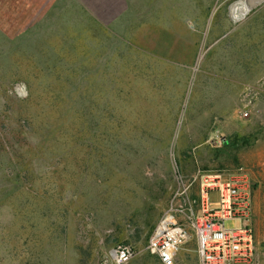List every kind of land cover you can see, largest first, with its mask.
<instances>
[{
	"label": "rangeland",
	"instance_id": "1",
	"mask_svg": "<svg viewBox=\"0 0 264 264\" xmlns=\"http://www.w3.org/2000/svg\"><path fill=\"white\" fill-rule=\"evenodd\" d=\"M142 7L143 27L128 37L155 51L142 71L133 52L91 56L85 31L78 46L32 58L0 41V139L13 156L0 158V176L27 167L38 192L0 206V264H113L116 246L132 250L124 264H161L148 237L198 170L246 174L255 264H264V0ZM54 97L74 111L65 153L44 135ZM191 215L184 206L173 218L187 225ZM189 233L173 264H200Z\"/></svg>",
	"mask_w": 264,
	"mask_h": 264
},
{
	"label": "built area",
	"instance_id": "2",
	"mask_svg": "<svg viewBox=\"0 0 264 264\" xmlns=\"http://www.w3.org/2000/svg\"><path fill=\"white\" fill-rule=\"evenodd\" d=\"M194 183L197 190L192 196ZM171 203V213L156 224L146 244L147 251L161 264H173L177 250L189 238L190 228L197 240L200 264H255L252 191L245 173L198 170L178 187ZM184 206L192 212L187 225L173 218ZM193 206L197 207L195 212ZM226 220L237 224L226 228ZM110 255L113 264H124L131 258L132 250L116 246Z\"/></svg>",
	"mask_w": 264,
	"mask_h": 264
},
{
	"label": "crops",
	"instance_id": "3",
	"mask_svg": "<svg viewBox=\"0 0 264 264\" xmlns=\"http://www.w3.org/2000/svg\"><path fill=\"white\" fill-rule=\"evenodd\" d=\"M143 12L142 0H0V41L32 58L45 48L78 46L79 32L85 31L91 56L105 61L118 56L116 49L123 56L133 52L134 71H142L137 63L155 51L128 37L143 27Z\"/></svg>",
	"mask_w": 264,
	"mask_h": 264
},
{
	"label": "trees",
	"instance_id": "4",
	"mask_svg": "<svg viewBox=\"0 0 264 264\" xmlns=\"http://www.w3.org/2000/svg\"><path fill=\"white\" fill-rule=\"evenodd\" d=\"M60 98H56L54 97V101L59 100ZM58 105L60 107H58L59 109L53 110V114H47L46 115V121L43 124V127L45 128V134L47 135L46 142L50 143L52 141H55L54 143H57L56 148H63L59 151V153H65L66 151H68L69 149V140L66 139H62L63 137H60L61 135H66L70 132V130L75 128L74 124H69L67 123L71 117V120H73L74 117V111H70L69 108H64L61 104ZM51 111H48V113ZM38 113V112H37ZM42 114V112H41ZM35 116V114H34ZM28 117V116H27ZM30 118V130L34 131L35 130V126L32 125V119H33V115L28 117ZM73 122V121H71ZM4 144L5 142L2 140V137L0 139V158L5 157V158H10L13 157L10 155V157H8L6 151L4 150ZM67 144V146H66ZM10 162L8 161V164ZM13 166H15L13 164ZM27 168V167H25ZM18 169V170H13V172H11V176L10 178L4 179L3 180V176H0V206L1 205H5L6 203H8V200L10 199L11 196H13V194H18L19 196H23V198H25L27 201L28 197L31 198H35L38 195V192H36V188L33 186H36V184H33L32 182H30V180L28 181V177H27V171L26 169ZM13 185V187H12ZM11 186V187H10ZM25 195V196H24ZM19 228L23 229V225L20 226ZM34 235V234H32ZM29 238H25L24 242L22 245L26 244L25 240H28Z\"/></svg>",
	"mask_w": 264,
	"mask_h": 264
},
{
	"label": "bare ground",
	"instance_id": "5",
	"mask_svg": "<svg viewBox=\"0 0 264 264\" xmlns=\"http://www.w3.org/2000/svg\"><path fill=\"white\" fill-rule=\"evenodd\" d=\"M233 8H235V6Z\"/></svg>",
	"mask_w": 264,
	"mask_h": 264
},
{
	"label": "water",
	"instance_id": "6",
	"mask_svg": "<svg viewBox=\"0 0 264 264\" xmlns=\"http://www.w3.org/2000/svg\"><path fill=\"white\" fill-rule=\"evenodd\" d=\"M233 6V5H232Z\"/></svg>",
	"mask_w": 264,
	"mask_h": 264
}]
</instances>
